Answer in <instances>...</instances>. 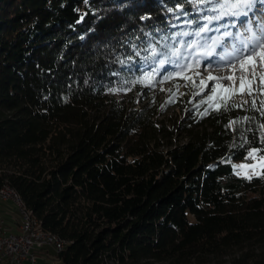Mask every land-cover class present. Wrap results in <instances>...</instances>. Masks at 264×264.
<instances>
[{"label":"trees","instance_id":"trees-1","mask_svg":"<svg viewBox=\"0 0 264 264\" xmlns=\"http://www.w3.org/2000/svg\"><path fill=\"white\" fill-rule=\"evenodd\" d=\"M209 7L0 0V188L68 242L59 264H205L234 249L243 253L229 264H264L248 248L262 239L264 181L234 166L264 156V72L251 94L220 85L201 103L179 93L219 28L194 34ZM163 83L166 104L185 110L177 123L154 119L152 103L130 110L110 96ZM243 94L247 102L233 100Z\"/></svg>","mask_w":264,"mask_h":264},{"label":"rangeland","instance_id":"rangeland-1","mask_svg":"<svg viewBox=\"0 0 264 264\" xmlns=\"http://www.w3.org/2000/svg\"><path fill=\"white\" fill-rule=\"evenodd\" d=\"M261 7V13L262 16H264V4H261L260 2H256L253 4L251 10L247 14V16H243L239 19H234V17L224 18L226 20L224 25H227V27H221L220 22L223 21L220 20L217 22V25L219 26L218 31H212L209 33L208 38H218L220 40V45L223 44L222 42V36H224V32H230V29H236L241 27H238L239 24L242 25V22L248 21L247 26L251 27L252 31L250 35L253 33L259 35L261 27H264V20L261 18H254V19H248L249 14H254L257 12V9ZM250 22V23H249ZM234 25V26H233ZM255 25L257 28L255 29ZM219 32V33H218ZM249 37L248 34L244 35L242 34V38ZM228 37H225L227 39ZM224 39V40H225ZM208 43L212 44V40L209 39ZM222 43V44H221ZM219 46H216L214 48V51L211 56H205L204 53H199L197 55V60L195 62V69L192 70L189 74L190 76V82H183L179 85V93L182 94V96L187 97L189 101L192 102H198L203 99H205L208 94L211 92L212 87L217 85L222 86H229L232 90L237 89L241 84L240 80L241 78L244 79L245 84L243 89H253L255 86V83L258 79V77L262 76V73L264 72V61H261L258 57V59L254 60V63H248L247 61L244 62L243 69H241V64L239 62H233L230 68H228L227 65H220V56H224L225 59L223 61H227L230 58L226 55L227 52H225L222 48L218 49ZM223 53V54H222ZM199 61V63H197ZM222 61V63H223ZM207 62V64H204ZM217 66H216V65ZM216 67H219L223 73L220 75H216V70L214 69ZM200 72H204V74H201ZM209 76L212 77H228V76H235L234 80H228V79H221L219 81L215 80H209ZM202 81L204 83H202ZM172 89V84L170 83H163L159 85L153 92L150 93H121V92H115L114 94H111L110 96H114L117 100H125L126 105L131 110H141L144 106L152 103L153 107L157 110V115L154 117V119H164L167 123L173 124L179 122L184 116H185V110H180L177 107H169L166 104L167 97L169 96V92ZM150 95L151 99L148 102L147 99H145V95ZM233 100L236 102H247L249 100L248 94H243L241 96H232ZM243 165V169L240 168V166ZM235 171L237 175L242 177H254V176H261L262 180L264 181V156H254L250 161H240L235 163ZM239 173V174H238ZM264 185V184H263ZM264 188V187H263ZM0 202L5 203V209H7L10 213V209L13 210V215L4 216L2 215L3 219V227L6 233H9L11 230L10 227L13 225H16L19 228V210L16 206V204L13 201L9 200H1ZM1 205V204H0ZM0 209V213H1ZM11 210V211H12ZM2 214V213H1ZM7 221H10V225ZM6 223V224H5ZM10 226V227H9ZM11 233V232H10ZM260 235L262 236V239H256L252 241V245L248 246L250 248L251 254H255L256 256L264 257V230L260 231ZM45 249L40 250L38 252V262L37 264H59V260L56 256V250L53 248L54 246L47 245L44 246ZM243 252L240 249H234L228 254L224 255L223 257H207L205 264H229L233 261V259L238 258Z\"/></svg>","mask_w":264,"mask_h":264},{"label":"snow or ice","instance_id":"snow-or-ice-1","mask_svg":"<svg viewBox=\"0 0 264 264\" xmlns=\"http://www.w3.org/2000/svg\"><path fill=\"white\" fill-rule=\"evenodd\" d=\"M200 3L210 5L209 8L200 10V11H208L210 13H214V15H205L201 17L206 23L200 24L196 32L194 33L195 36L200 37L202 33L210 32L213 29L209 27L213 23V21H220L225 16L230 17H240V16H247L248 11L251 10L253 4L257 2V0H199ZM261 4H264V0H259ZM171 11V9H170ZM190 23H199L197 20L190 21ZM250 23V22H249ZM234 26V25H233ZM221 27H227V25H221ZM219 30L218 28L216 29ZM246 31L251 32V27L246 29ZM182 35H189V33L185 32ZM233 34L231 32H225L224 36L231 37ZM242 35V34H241ZM209 39L212 40V44L206 45L207 50L204 52L205 56H211L214 48L216 46H220V40L218 38H212L209 37ZM240 43L243 45L242 47H236L235 44H233L232 52L226 53V55L230 58V61L234 60L236 62H239L241 64V69H243L244 62L247 61L248 63H254V58H259L261 61H264V27H261L260 34L257 35L253 33L251 36L241 39ZM189 47L196 48L199 47L196 42L189 41L188 45ZM139 53H137L138 55ZM151 55L153 58H156L158 56H161L162 54L157 51V49L153 46L151 47ZM164 56H167V53L163 54ZM172 56H176L179 58L180 51L179 49H173L171 51ZM225 59L224 56H220L219 60L223 61ZM166 62V59L162 58L158 60L159 65L163 66ZM121 63H124V61H121ZM199 63V61H197ZM230 66H233L230 63ZM186 67H191V65H187ZM151 74H147L144 77L141 78V80L137 81L139 83H143L145 79H150ZM172 76H166L164 77L165 80L172 79ZM221 79H228V80H234L235 76H228V77H212L209 76V80H215L219 81ZM262 82H264V77H261ZM163 82V81H161ZM202 83H204L202 81ZM241 89H243L245 81L243 78L240 80ZM178 87V86H177ZM220 87V85L217 83L215 87L211 89L213 93L217 91V88ZM223 91L228 92L229 89H223ZM249 94H251V89H249ZM213 99L212 96L208 97V101H211ZM171 102V101H169ZM206 101H201V103H205ZM262 105H264V101L261 102ZM254 106V105H253ZM207 111V109L205 110ZM246 119V118H245ZM261 127H264L262 125ZM262 142H264V134H262ZM248 156L251 158L254 156V151L249 152ZM243 165L240 166L241 169H243ZM239 174V173H238ZM250 179V177H246Z\"/></svg>","mask_w":264,"mask_h":264},{"label":"built area","instance_id":"built-area-1","mask_svg":"<svg viewBox=\"0 0 264 264\" xmlns=\"http://www.w3.org/2000/svg\"><path fill=\"white\" fill-rule=\"evenodd\" d=\"M5 200L13 201L9 190L5 191ZM18 210L19 206L16 205ZM20 216H24L19 210ZM30 217V224L19 223V233H6L3 227L2 215H0V257L4 258V264H37L38 252L45 249L44 241H41L36 232L37 220ZM20 229H29V236H20ZM56 252L57 248L53 247Z\"/></svg>","mask_w":264,"mask_h":264},{"label":"bare ground","instance_id":"bare-ground-1","mask_svg":"<svg viewBox=\"0 0 264 264\" xmlns=\"http://www.w3.org/2000/svg\"><path fill=\"white\" fill-rule=\"evenodd\" d=\"M261 11H262L261 7L258 8L257 12H255L254 14L251 13L248 15V19L250 18L252 20V18L254 19L256 17H260L262 15ZM241 17H243V15L238 17V18L234 17V19H239ZM220 23L224 25L223 21ZM242 25L244 26V25H246V23L243 21ZM238 27H241V24H239ZM254 28L256 29L257 26L255 25ZM238 30H239V28H237V30L236 29H233V30L230 29V32L233 35L231 37H228L227 39H225L223 41V44L221 43L222 45H220L218 47V49L222 50V48H223V49H225L224 50L225 52L230 53V52H232L233 44H235L236 47H242L243 45L240 43L242 38L240 37ZM256 59H258V58H254V60H256ZM233 62H236V61H234V60L230 61V59L227 61H223V63H222V61H220V65L225 64L228 66V68H230V63L232 64ZM204 64H207V62H205ZM216 66L214 68V69H218V70H216V75L222 74L223 71L219 67H216ZM200 73L204 74V72H200ZM6 190H9L11 192V196H13V202L19 206L20 213L22 215H24V216H20V224H30V217L29 216L36 219L37 220L36 232H37L40 240L44 241V246L51 245V246L56 247V245H57V246L62 247V248H57V252L63 250L65 248V246L68 244V242L66 240L61 239L60 237H58L54 234H51L49 232L44 231L42 229L41 221L38 220L33 215L32 211L25 205L24 201L22 200V198L20 197V195L16 192V190L14 188H12L9 185H4L3 187H1L0 188V199L5 200V191ZM20 236H29V229H20ZM0 263L4 264V258L3 257H0Z\"/></svg>","mask_w":264,"mask_h":264},{"label":"crops","instance_id":"crops-1","mask_svg":"<svg viewBox=\"0 0 264 264\" xmlns=\"http://www.w3.org/2000/svg\"><path fill=\"white\" fill-rule=\"evenodd\" d=\"M1 200H3V199H1ZM0 204H1V205H0V209H2V210H1V213H2V214L0 213V215H3V217H4V216L6 217V216H8V215L11 216V215L14 214L12 209H10V213H9V211H8L7 209L4 208L5 205H6L5 203L0 202ZM11 210H12V211H11ZM7 222H8L9 225H10V221H7ZM5 224H6V223H5ZM9 227H10V226H9ZM10 228H11V229H10V230H11V231H10L11 233H19V228H18L16 225H13V226L10 227ZM10 232H9V233H10ZM0 264H1V263H0Z\"/></svg>","mask_w":264,"mask_h":264}]
</instances>
